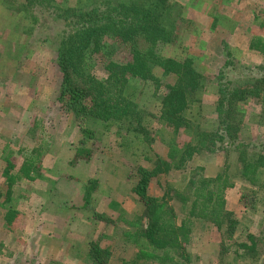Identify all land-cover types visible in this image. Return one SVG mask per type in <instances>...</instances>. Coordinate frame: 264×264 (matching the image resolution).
I'll use <instances>...</instances> for the list:
<instances>
[{
  "label": "rangeland",
  "instance_id": "374dc122",
  "mask_svg": "<svg viewBox=\"0 0 264 264\" xmlns=\"http://www.w3.org/2000/svg\"><path fill=\"white\" fill-rule=\"evenodd\" d=\"M100 1L0 0V188L6 187L1 175L6 162L14 164L12 175L26 160L37 167L34 182L20 180L12 190L9 205L19 215L10 228L2 219L7 207L0 209V264H91V243L109 250L106 264H159L152 257L133 263L139 250L123 234L129 229L126 222L134 221L142 210L131 192L139 179L137 169H152L164 159L172 139L182 148L183 161L178 169L165 171L162 166L148 193L165 197L176 215L180 204L170 191L183 190L197 169L205 178L224 173L234 185L225 191L226 211L235 221L233 233L195 222L186 264H264V192L253 191L238 175L240 154L248 158L264 154V92L236 102L239 127L231 134L237 143L226 136L213 152L198 146L206 144L208 136L225 135L218 112L219 84L243 90L264 78L259 69L264 57L248 48L252 38H264V0H170L180 12H173L174 34L156 46V54L190 61L199 76L194 101L184 113L189 128L181 129L176 138L159 118L165 90H155L151 81H130L129 98L138 104L131 128L128 123L107 128L92 117L77 121L56 102L60 86L56 47L80 28L67 14L90 11ZM102 47L103 53L123 49L113 40ZM84 70L97 79L105 77L93 55L86 56ZM154 76L163 85L172 82L158 67ZM78 149L91 152V157L77 159ZM245 192L252 205L248 209L240 205ZM248 234L257 242V256L235 257L234 242Z\"/></svg>",
  "mask_w": 264,
  "mask_h": 264
},
{
  "label": "trees",
  "instance_id": "16d2710c",
  "mask_svg": "<svg viewBox=\"0 0 264 264\" xmlns=\"http://www.w3.org/2000/svg\"><path fill=\"white\" fill-rule=\"evenodd\" d=\"M174 11L178 15L180 9L170 0H102L90 11H69L67 18L72 17V20L80 24V28H77L74 34L64 37L56 47V65L60 74L56 102L77 121L82 117H92L101 121L107 128L122 123H128L131 128L138 104L129 98L130 81H151L155 90L158 91L162 87L165 90L161 98L159 118L171 127L172 137L176 138L181 129L189 128L184 113L189 103L194 101L192 98L198 86L199 76L190 61L179 62L156 54V46L160 42L170 41L174 34L177 21L173 16ZM106 40H113L117 46H123L122 51L117 52V47L116 50L111 48L103 53L102 44ZM248 48L264 57V38H252ZM91 55L97 57L102 65L104 79L86 74V56ZM156 67L160 68L162 77L172 80L171 84L163 85L162 81L154 76ZM259 69L264 71V67ZM218 79H223L222 73ZM219 85L218 94L221 99L218 112L220 111V124L225 129V135L219 137L216 133L208 136L206 144L205 141L200 142L199 148L209 152L214 151L216 143L226 141V136L231 143H237L231 134L239 127L235 116L238 109H235V104L250 97L258 98L261 92H264V78L256 79L251 88L243 90L228 89L226 84ZM83 132L89 133L85 129ZM160 141L165 145L163 140ZM172 141L174 142V139L165 146L166 157L154 164L152 169H137L139 179L131 192L142 210L134 221L126 222L127 227L132 230L126 229L123 234L126 241L139 250L133 263L136 259L148 260L152 257L159 264H186V246L197 221L208 222L217 230L231 229L233 233L235 221L226 211L225 191L234 185L224 173L223 177L218 175L215 178H205L200 176V169H197L183 190L172 189L171 198L180 204L179 215L167 205L165 197L159 198L148 193L151 179L160 174L162 166L165 165V171L178 169L183 161L182 148L173 145ZM237 147L240 148L239 145ZM194 151L193 148L191 152ZM75 157L89 159L91 152L78 149ZM238 160L241 163L239 177L245 180L253 191V188H256L264 192V154L259 153L252 158L240 154ZM6 164L7 167L1 174L6 187L5 190L0 188V200L3 198L0 209L7 207L2 219L10 228L19 215L9 205L12 190L20 180L34 182L33 175L37 167L34 162L26 160L17 173L12 175L14 164ZM262 176L263 179L260 180ZM242 197L241 207H252L249 199H246V192ZM177 218L181 219L177 221ZM226 238L229 241L233 239L231 236ZM234 245L233 253L237 258L254 259L257 256V242L251 234L236 240ZM2 248L0 243V258ZM156 252L161 253L158 255ZM140 254L142 256H139ZM88 258L91 264H106L110 252L96 243H91Z\"/></svg>",
  "mask_w": 264,
  "mask_h": 264
}]
</instances>
